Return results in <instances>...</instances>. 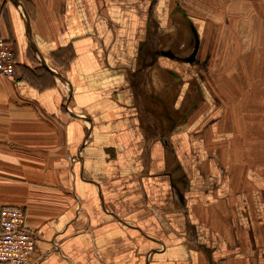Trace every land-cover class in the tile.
Instances as JSON below:
<instances>
[{"label":"crops","instance_id":"1","mask_svg":"<svg viewBox=\"0 0 264 264\" xmlns=\"http://www.w3.org/2000/svg\"><path fill=\"white\" fill-rule=\"evenodd\" d=\"M176 2L0 0V211L29 264H264V143L207 122Z\"/></svg>","mask_w":264,"mask_h":264},{"label":"rangeland","instance_id":"2","mask_svg":"<svg viewBox=\"0 0 264 264\" xmlns=\"http://www.w3.org/2000/svg\"><path fill=\"white\" fill-rule=\"evenodd\" d=\"M175 4L193 21L173 20L170 37L184 50V61L199 63L196 76L213 99L205 107L226 110L207 122L216 120L229 130L232 143H242L243 156L255 158L264 143V0Z\"/></svg>","mask_w":264,"mask_h":264},{"label":"built area","instance_id":"3","mask_svg":"<svg viewBox=\"0 0 264 264\" xmlns=\"http://www.w3.org/2000/svg\"><path fill=\"white\" fill-rule=\"evenodd\" d=\"M17 62L10 45L0 39V76L13 77ZM25 212L18 207L0 211V264H29L34 252V237L24 228Z\"/></svg>","mask_w":264,"mask_h":264}]
</instances>
